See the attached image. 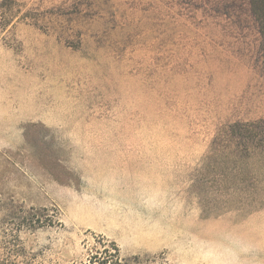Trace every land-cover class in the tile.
Instances as JSON below:
<instances>
[{"label": "rangeland", "instance_id": "rangeland-1", "mask_svg": "<svg viewBox=\"0 0 264 264\" xmlns=\"http://www.w3.org/2000/svg\"><path fill=\"white\" fill-rule=\"evenodd\" d=\"M259 46L248 0L0 7V264H264V149L204 160Z\"/></svg>", "mask_w": 264, "mask_h": 264}, {"label": "trees", "instance_id": "trees-1", "mask_svg": "<svg viewBox=\"0 0 264 264\" xmlns=\"http://www.w3.org/2000/svg\"><path fill=\"white\" fill-rule=\"evenodd\" d=\"M12 1L13 0H0V7H8V4H11ZM248 1L250 11L258 26L260 34L259 48L264 59V0ZM211 143L214 147L209 149L208 154L204 158L205 161H211L212 158L221 156L216 155L217 152L220 151V149L216 148V145L219 144L224 150H232L233 148H236L237 151L244 150L246 156H233L231 159L233 163L232 169L238 173L240 165L243 164L247 158H251L250 154H252L254 150L259 148L264 149V118L253 121H235L225 124L217 131Z\"/></svg>", "mask_w": 264, "mask_h": 264}]
</instances>
